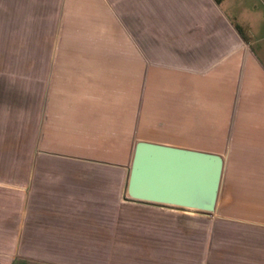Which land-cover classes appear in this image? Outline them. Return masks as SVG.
Listing matches in <instances>:
<instances>
[{"label":"crops","instance_id":"crops-1","mask_svg":"<svg viewBox=\"0 0 264 264\" xmlns=\"http://www.w3.org/2000/svg\"><path fill=\"white\" fill-rule=\"evenodd\" d=\"M60 10V33L92 36L44 59L27 198L0 200V264L83 255L99 239L91 225H115L132 205L175 208L128 198L139 142L220 155L219 224L264 229V0H63ZM207 236L212 248V227Z\"/></svg>","mask_w":264,"mask_h":264},{"label":"rangeland","instance_id":"rangeland-1","mask_svg":"<svg viewBox=\"0 0 264 264\" xmlns=\"http://www.w3.org/2000/svg\"><path fill=\"white\" fill-rule=\"evenodd\" d=\"M62 1L0 0V200L5 202L27 198V171L33 165L28 155L31 157L37 144L41 123L44 59L75 54L66 52L63 40L69 47L82 41L83 34L92 36L58 31ZM151 42L147 52L142 48L149 59L157 58ZM206 147L217 151L225 148L219 144ZM122 201L129 200L124 195ZM143 207L132 205L122 214L117 212L115 225H91L99 226V239L85 241L83 255L12 253L9 260L14 263L19 258L29 264H264L263 228L221 226L218 207L210 216L192 210ZM111 236L115 237L112 247ZM113 250L117 254L110 255Z\"/></svg>","mask_w":264,"mask_h":264},{"label":"water","instance_id":"water-1","mask_svg":"<svg viewBox=\"0 0 264 264\" xmlns=\"http://www.w3.org/2000/svg\"><path fill=\"white\" fill-rule=\"evenodd\" d=\"M224 171L217 154L139 142L134 149L127 195L132 202L215 213Z\"/></svg>","mask_w":264,"mask_h":264}]
</instances>
